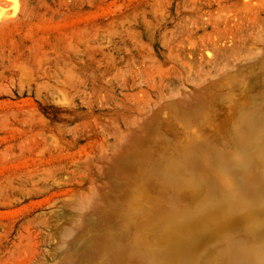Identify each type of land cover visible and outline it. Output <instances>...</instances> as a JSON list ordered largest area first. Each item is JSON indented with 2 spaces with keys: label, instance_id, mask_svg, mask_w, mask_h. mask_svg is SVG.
Returning <instances> with one entry per match:
<instances>
[{
  "label": "rangeland",
  "instance_id": "1",
  "mask_svg": "<svg viewBox=\"0 0 264 264\" xmlns=\"http://www.w3.org/2000/svg\"><path fill=\"white\" fill-rule=\"evenodd\" d=\"M18 1L15 17L0 26V264H53L68 252L71 223L58 218L61 209L68 218L78 205L76 198L64 201L65 181L79 173L71 161L88 153L103 156L162 100L171 106V98L197 93L226 70L263 55L264 0ZM252 77L249 82H259ZM256 100L248 107L247 126L227 133L221 147L214 146L218 137L206 133L213 145L207 156L220 167L209 166L215 182H180L177 197L196 196L190 217H199L204 187L218 178L232 180L223 185L231 206L222 224L251 227L249 234L264 224V145L258 143L264 142V99ZM256 165L261 170L253 175ZM194 169L188 174L195 176ZM162 170L169 177L170 169ZM145 207L150 215L151 206ZM221 236L227 246L216 250L227 257L224 264L239 257L264 264L263 250H243L255 235ZM140 240L131 255L146 261Z\"/></svg>",
  "mask_w": 264,
  "mask_h": 264
},
{
  "label": "bare ground",
  "instance_id": "2",
  "mask_svg": "<svg viewBox=\"0 0 264 264\" xmlns=\"http://www.w3.org/2000/svg\"><path fill=\"white\" fill-rule=\"evenodd\" d=\"M18 9V0H0V26L8 24ZM254 67L256 71H253ZM250 74L253 79L254 76L259 77V82L256 79L249 82ZM257 96L264 99V54L246 60L234 70H226L220 79L203 84L197 93L185 91L171 98V106H165L166 99L162 100L163 104H156L116 145H110L103 156L101 153L94 156L88 153L84 154L83 161H80L82 158L74 161V158L70 164L79 173H71V178L65 181L67 189L63 194L65 202L76 198L78 205L73 214L71 209L68 218L62 216L67 212L65 208L61 209L64 213L58 210L62 213V217H58L61 222L71 224L69 238H66L69 239L68 252H65L66 248L65 254H62L65 256L60 258L62 260L53 261V264H224L227 257L216 250L219 245L227 246L221 235L236 238L241 232L246 236L255 235L249 239L251 244L243 246L244 251L250 252L254 248L264 251V224H257L251 230L252 234L248 233L251 227L244 229L242 226V231H239L235 224L229 228L222 224L226 219L223 212L231 206L226 198L229 191L223 185L230 184L232 180L215 178L216 183L212 186L207 188L203 185L206 195L201 202L199 217L188 215L190 210H196L191 209L197 204L195 194L187 193L186 198L176 194L181 188V181L189 180L192 184L201 185L202 181H209L214 175L210 165L219 170L220 165L211 162L207 156L213 145L206 133L218 137L214 146L221 147L220 143H223L227 133L231 131L235 134L247 126L245 122L251 119H246L251 109L248 107L258 101ZM257 115L260 119V112ZM235 140L239 144L244 143L242 135H235ZM258 143L264 145V142ZM189 157L192 158L189 163L182 164ZM261 158H264V153ZM164 167L170 169L171 184L168 183L169 177L160 173ZM83 168L88 170H85L87 173L81 172ZM192 168H195V176L188 174V169ZM253 169L252 174L261 170L257 165ZM227 177L230 179V176ZM85 184L89 186L86 188ZM182 202L187 205L185 209L179 208ZM158 203L162 204L158 206ZM145 205L151 206L150 215L145 214ZM180 214L186 215L188 220L181 219ZM231 217L234 220V216ZM242 217H245L244 214ZM139 240L144 243L138 249L146 256V261L131 255ZM237 262L247 264L250 260L239 257L234 264Z\"/></svg>",
  "mask_w": 264,
  "mask_h": 264
}]
</instances>
